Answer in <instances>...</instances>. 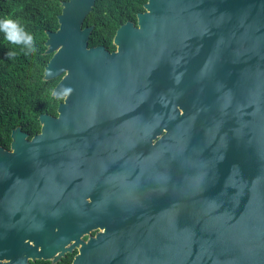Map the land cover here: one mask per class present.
Returning a JSON list of instances; mask_svg holds the SVG:
<instances>
[{"label":"water","instance_id":"1","mask_svg":"<svg viewBox=\"0 0 264 264\" xmlns=\"http://www.w3.org/2000/svg\"><path fill=\"white\" fill-rule=\"evenodd\" d=\"M93 2L46 33L56 116L0 147V264H264V0H147L112 52Z\"/></svg>","mask_w":264,"mask_h":264},{"label":"trees","instance_id":"2","mask_svg":"<svg viewBox=\"0 0 264 264\" xmlns=\"http://www.w3.org/2000/svg\"><path fill=\"white\" fill-rule=\"evenodd\" d=\"M66 0H0V147L8 150L10 132L19 128L29 139L39 132L38 116L56 115L61 99L51 97L60 77L43 80L51 54H46L47 32L56 31L61 2ZM147 0H94L81 28H90L87 47L115 50L116 29L135 25ZM94 231L90 233L92 237ZM87 238V237H83ZM76 251L65 253L56 262L29 261V264H70Z\"/></svg>","mask_w":264,"mask_h":264},{"label":"flooded vegetation","instance_id":"3","mask_svg":"<svg viewBox=\"0 0 264 264\" xmlns=\"http://www.w3.org/2000/svg\"><path fill=\"white\" fill-rule=\"evenodd\" d=\"M56 116V115H55ZM91 233V232H90ZM94 233L96 234L97 233V231H94ZM95 234L92 236V237H94L95 236ZM90 235V234H89ZM91 237V236H90ZM88 238V237H87ZM87 238H83L82 237V240H86ZM72 251H76L77 252V250H76V248H73V249H71V251H69V252H65V253H70V252H72ZM65 253H63V255L65 254ZM63 255H61L59 258H61ZM59 258L56 260V261H58L59 260ZM56 261H54V262H56ZM52 262V261H51Z\"/></svg>","mask_w":264,"mask_h":264},{"label":"rangeland","instance_id":"4","mask_svg":"<svg viewBox=\"0 0 264 264\" xmlns=\"http://www.w3.org/2000/svg\"><path fill=\"white\" fill-rule=\"evenodd\" d=\"M95 231H97L98 232V230H95ZM87 237H89V236H87ZM84 241V240H83ZM86 241V240H85Z\"/></svg>","mask_w":264,"mask_h":264}]
</instances>
